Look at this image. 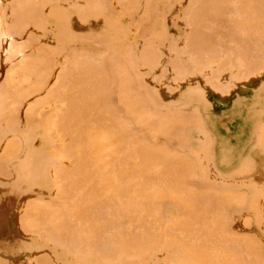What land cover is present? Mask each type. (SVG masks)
Segmentation results:
<instances>
[{
	"label": "bare ground",
	"instance_id": "1",
	"mask_svg": "<svg viewBox=\"0 0 264 264\" xmlns=\"http://www.w3.org/2000/svg\"><path fill=\"white\" fill-rule=\"evenodd\" d=\"M136 1L0 0V127L7 134L19 122L22 130V135L15 130L19 140L9 134L3 144L12 146L1 147L0 159L6 161L8 154L14 159L25 139L32 140L24 172L41 192L37 200L24 201L17 223L29 235L30 249L24 251L48 249L24 256V264H264V175L239 183L233 178L252 171V156L239 158L242 145L254 141L251 147L264 151V84L254 85L261 107L240 115L245 120L239 119L240 145L220 142L236 146L234 152L219 149L217 141L214 159V151L203 144L207 140L197 137L207 149L183 155L161 139L159 144L149 140L171 139L185 123L203 126L191 112H153L164 92L182 88L187 100L203 102L201 83L215 89L219 80L230 82L229 73L234 80L228 86L263 76L264 0H142L139 6ZM115 12L124 20L113 18ZM83 35L96 46L122 48L131 39L145 44L125 52L128 62L125 53L109 56L96 46H75L82 52L93 49L97 65L74 45L68 53L58 45ZM229 67L233 72L224 74ZM163 70L175 77L165 78ZM238 122L232 125L236 129ZM259 150L253 151L264 155ZM233 157L241 160L235 173L222 175L234 181L218 178L217 169L211 175L209 168L216 165L210 162L226 167L238 160ZM5 171L0 173L8 178ZM244 185L246 194L238 191L244 201L238 192L232 196Z\"/></svg>",
	"mask_w": 264,
	"mask_h": 264
},
{
	"label": "rangeland",
	"instance_id": "2",
	"mask_svg": "<svg viewBox=\"0 0 264 264\" xmlns=\"http://www.w3.org/2000/svg\"><path fill=\"white\" fill-rule=\"evenodd\" d=\"M137 3H135L134 2V4H136V5H140L141 3H142V0H137L136 1ZM138 5V6H139ZM254 5H256L255 3H254ZM113 18H116V19H120L121 21L122 20H124L121 16H120V12H115L114 14H113ZM137 27V26H136ZM138 28V27H137ZM140 32V31H139ZM9 39H11V38H9ZM8 39V40H9ZM12 40V39H11ZM93 41V39H89V36H87V35H83V36H81L79 39L78 38H76V39H73L72 41H71V43L70 42H68V41H59V43H58V45L60 46V47H62V48H64L63 50H61L62 52H66V53H68L69 51H70V49H69V46L70 45H74V48H76V47H84V46H86V44L87 45H89V46H91V47H95L96 45H93L91 42ZM134 41H136L135 39H131V44H128V43H124L123 44V47L122 48H120V47H118V43H114L113 45H111V46H108V45H106V44H104L103 43V45L102 46H96V48L97 49H103L104 50V52L107 54V55H109V56H111V55H120V54H123V53H125V52H129V53H133L135 50H136V48H137V46H139V45H142V46H144V44L145 43H143V44H136V43H134ZM62 42V43H61ZM177 43V42H176ZM126 44V45H125ZM163 44H167V45H169L170 43H163ZM66 45V46H65ZM171 45V44H170ZM76 46V47H75ZM136 47V48H135ZM85 48V47H84ZM175 48H177V52H175V54L176 55H179V53L182 51L181 49V46L178 44ZM77 49V48H76ZM117 51H116V50ZM78 50V49H77ZM113 50H115V51H113ZM29 52L31 51V50H28ZM122 52V53H121ZM179 52V53H178ZM77 53L78 54H80V55H83V54H86L87 56H91V58H92V62L95 64H97V62H98V64H99V61L98 60H96L95 58H96V54H95V51L93 50V49H91V48H89V49H86L84 52H82V51H77ZM125 55H126V57H127V61L126 62H128V56H127V54L125 53ZM84 56V55H83ZM180 56V55H179ZM121 57H119V59H120ZM122 59V58H121ZM166 61H168L167 59H163L162 60V62H166ZM264 61V60H263ZM12 63H13V61H12ZM97 64V65H98ZM166 68H169V66H167ZM164 71V70H163ZM231 70H230V67H229V69H226L225 70V73L224 74H226L227 75V72L229 73ZM166 72V73H165ZM233 71H231V73H232ZM160 73H162L163 74V76H165V78H174L175 77V75L172 73V71L170 72V71H164V72H160ZM173 75V76H172ZM232 74H230L229 73V75H227L228 77L227 78H229V80H230V82L228 81H224V80H219V81H217V82H215L216 81V79L218 78L217 76L215 77L214 76V79L212 78L211 79V81L212 82H215V89L213 88V87H207V84H205L206 86H204V83L202 84L201 83V86H203L202 88H203V91L201 90V88H200V90L203 92V98L201 99V100H203V102H199V101H191V100H187V94L186 95H184V93H185V91H183V89L182 88H180L175 94H167L166 92H164L165 94H163L162 95V102H164L165 104H162V102L160 103V105L162 104V106H160V105H156V107H152V111H153V109L155 110L156 108H159L160 110L161 109H163L164 111H166L167 113L168 112H172V114H175V113H182V114H187L186 116H188V115H191L189 112H191L192 114H194L193 116H194V118H195V123H196V125L198 124V123H200V122H202L203 121V123H202V125L203 126H201L200 124V126L199 125H197V126H195V128H194V125H192V124H190V125H192L191 127H189L190 125L188 124V128L187 127H184L185 125H186V123L184 124V126L182 127V126H178V128H176V130H173V132H172V136H171V132H170V135H168V137H170L171 139H168V140H164V138H166V136H156L155 138L154 137H151L150 136V138H149V140L152 142V140H154V143L156 142V143H163L164 145H165V147L167 146V148H169L170 150H171V148H172V150H173V148H174V150L173 151H177V154L179 153H183V155H193V154H195V153H192V152H194V151H196L197 149H198V147H199V149L201 148V150H202V148L203 147H205V146H208V149H207V147H205V148H203V149H205L206 151H210L211 149V151H214L213 153H214V155H213V157L212 158H214V159H217L218 157H217V154L219 153V150H218V152H217V144H218V142H219V144H221L222 143V141H225V142H227L228 144L227 145H231V143L233 142L234 144L236 143V142H240L241 141V138H240V133H242V124H240V118H242V114L243 113H245L246 112V110H250L251 112H253L254 110H256V109H258V108H260L261 107V104H260V102L261 101H259V99H260V97H261V93L259 92L260 90L258 89V88H255L254 87V85L256 84V82H258L257 84H264V74H263V76H259V77H255L254 79H253V77L250 79L249 77H248V80H245L246 78H242V80H239V81H236V79H235V81H236V83L235 84H233L234 83V81H233V83H232V85L230 84L229 86L227 85V84H229V83H231V81L232 80H234V79H232L231 80V78L229 77V76H231ZM171 76V77H170ZM178 76H180V75H178ZM225 76V75H224ZM236 77H238V75L236 76ZM216 78V79H215ZM215 80V81H214ZM238 80V79H237ZM207 81V80H206ZM206 81H205V83H206ZM224 81V82H223ZM241 81V82H240ZM197 82V81H196ZM208 82H210V81H208ZM212 82H210V83H208V84H211ZM221 84H220V83ZM226 82V83H225ZM194 84H197V83H195L194 82ZM222 84H223V86H222ZM233 85H235L234 87H233ZM195 86V85H194ZM256 86V85H255ZM225 89V90H224ZM224 90V91H223ZM198 91V90H197ZM197 91H195V92H197ZM201 91H200V93H201ZM227 94H226V93ZM199 93V92H198ZM224 93V94H223ZM202 94V93H201ZM142 96L141 97H143L144 95L143 94H141ZM148 95V94H147ZM148 97L151 99V100H153V96H151V95H148ZM146 98V97H145ZM180 99L183 101V103H180ZM184 99V100H183ZM170 100H172V101H170ZM174 100H177V101H174ZM196 100H198V99H196ZM188 102H190L189 104H188ZM158 106V107H157ZM165 106V107H164ZM263 110H264V106H263ZM156 111H158V109L157 110H155V112ZM154 112V111H153ZM238 113H240V114H238ZM181 114V115H182ZM234 114H237V115H234ZM234 115V116H233ZM240 115H242V116H240ZM192 116V117H193ZM207 116H209V117H207ZM236 116H237V118H236ZM245 116V115H244ZM244 116H243V118H244ZM1 117H2V115H1ZM208 118H211V122H210V120H208L207 121V123H206V120L208 119ZM243 118H242V121H245V120H243ZM17 120L19 119V118H16ZM16 119H14V120H16ZM233 119V120H232ZM238 119V120H237ZM3 120H4V118H3ZM3 120H1V121H3ZM17 120H16V122H17ZM20 120V119H19ZM18 120V121H19ZM197 120H199V121H197ZM202 120V121H201ZM238 122V124H239V126H238V128L236 129L235 128V126H232L233 124L234 125H236V122ZM241 121V122H242ZM209 122V123H208ZM14 123H15V121H14ZM13 123V124H14ZM184 123V122H183ZM1 124L3 125V122L1 123L0 122V126H1ZM8 124V123H7ZM20 124H21V129H24L25 127H24V123L20 120ZM237 124V125H238ZM9 125V124H8ZM15 125V124H14ZM171 125H176V124H171ZM178 125H179V123H178ZM182 125V124H181ZM187 126V125H186ZM4 127V126H3ZM3 127H0V129L2 128L3 129ZM10 127V126H9ZM11 127H12V125H11ZM177 127V126H176ZM180 127H182L183 129H180ZM203 127V128H202ZM229 127H231V128H229ZM237 127V126H236ZM20 126H19V122H18V128H16V129H11V128H9V130L11 131V132H13L14 134L16 133L15 132V130L18 132V131H20ZM186 128V129H185ZM0 130L1 131V133H3V134H5L6 133V131H3V130ZM19 129V130H18ZM173 129H175V128H173ZM236 129V130H235ZM5 130H6V128H5ZM172 130V129H171ZM180 130H183V132H181ZM237 130H238V133H236V134H234L232 131H236L237 132ZM3 131V132H2ZM11 132L10 133H7V134H5V135H2L3 136V138L0 140V149H1V147L2 146H5L3 143H5L6 141L5 140H7V138H9V134H10V136H11ZM12 133V134H13ZM18 134H21L22 135V130L20 131V132H18ZM17 133H16V135L15 136H17L18 135ZM180 136V138H179V136ZM189 135H192V136H190L192 139H187L188 137H189ZM224 135V136H223ZM15 136H13L14 138H15ZM20 136V135H19ZM182 136V137H181ZM183 136H185V137H183ZM189 137V138H190ZM197 137L198 138H203L206 142H204L202 139H200V141L199 140H197ZM233 137L235 138V139H233ZM12 138V137H11ZM10 138V140H12ZM13 138V139H14ZM18 140H19V137L17 136L16 137ZM195 138V140H193ZM25 139V138H24ZM152 139V140H151ZM157 139H158V141H160L159 139H161V142H157ZM184 139V140H183ZM10 140H9V142H10ZM23 140V137L21 138V140L19 141V143H23L24 141H22ZM156 140V141H155ZM163 140V141H162ZM171 140V141H170ZM190 140H191V143H189L190 142ZM220 140V141H219ZM199 141V142H198ZM202 141L204 142L203 144H207V145H205V146H203V145H201L202 144ZM218 141V142H217ZM12 142V141H11ZM14 142V141H13ZM15 142H16V140H15ZM18 142V141H17ZM201 142V143H200ZM221 142V143H220ZM31 143V144H30ZM241 143V142H240ZM9 144V143H8ZM7 144V145H8ZM18 143H16V145H17ZM20 144V145H21ZM163 144H162V146H163ZM188 144V145H187ZM226 143H224V145H225ZM237 144H239V143H236L235 145L237 146ZM248 144V143H247ZM247 144H245L244 146L242 145V148H241V153L240 154H238L239 155V158H242V157H244L246 154H249L250 156H252V160H253V166L251 167V165H252V162L250 163V162H248V163H250V164H248V166H249V168L251 167L252 168V171H249L247 174H244V175H241V174H239L238 175V172H237V175L239 176H235V175H233L234 177V179H236V181L235 182H238L237 180H241L242 178H244V177H252V178H254V177H256V175L258 176V175H260V174H262V175H264V169L262 170L261 168H262V166H263V168H264V155L263 154H261L260 152H262L263 150V148H258V150L260 151L259 153L260 154H256V152L258 151V150H256L257 149V147L256 146H253L254 147V149L251 147L252 146V144H254V141H250V143H249V145H248V147H247ZM258 144V143H257ZM6 145V146H7ZM13 145H15V144H13ZM24 145H26L27 146V148L24 146ZM151 145V144H150ZM153 145V144H152ZM161 145V144H160ZM171 146V148H170V146ZM197 145H200V146H202V147H200V146H197ZM223 144H221V145H219L218 147H219V149H220V147H223L222 146ZM233 145V144H232ZM234 145V146H235ZM240 145V144H239ZM11 147L12 146V144L10 145H8V147ZM21 146H23V148H21V147H19L20 149H18V151L19 152H21V153H19L20 155L18 156V154L16 155V154H14V156L16 155V157H14V159L13 158H10L9 157V154H8V158L9 159H6V161H3L2 159H0V172L1 171H7V173L9 174V175H7V173H6V175L7 176H9L8 178L5 176V177H2L3 175H2V173L4 174V172H2V173H0V258H3L1 261H0V264L1 263H5V260L4 259H7L6 260V263L5 264H9L10 262V264H17V263H20V264H24V261H25V258H24V256H28V257H31V256H35V255H38V254H41L42 252L44 253H47V250L46 249H44V248H42V249H37L36 248V246L34 247V248H36L37 250L36 251H33V250H31V252H26L27 250H29L30 248L28 247V245H29V243H27L28 242V240L27 239H25V237L26 238H28L27 236H29V235H27L26 233L24 234V232H23V230H22V232H23V234H22V232L18 229L19 227L18 226H20V225H18L19 224V218L17 219V217H19V215H20V213L22 212L21 211V209L23 210V203H24V201L25 200H29V199H32L33 197H35V200H37L36 199V197H37V195H39L40 196V190L38 189V186L36 187V185L34 184V186L31 184L33 181H31V182H27L28 180L26 179V174H25V172H24V169L25 168H27V166H28V156H27V153H28V149H31L32 148V146H33V142H32V140L31 139H25V144L23 143V145H21ZM236 146L235 147H233L232 146V148H231V146H229L230 148H231V151H230V153L233 151L234 152V149L233 148H236ZM17 147V146H16ZM17 147V148H18ZM31 147V148H30ZM214 149H213V148ZM228 147V148H229ZM250 147V149H248ZM5 148V147H4ZM166 148V149H167ZM176 148V149H175ZM224 149H228V148H226V147H223ZM239 148V151L238 152H240V147H238ZM237 148V149H238ZM256 148V149H255ZM12 149V148H11ZM24 149H27L26 151L24 150ZM194 149V150H193ZM247 149H248V152L249 153H247ZM3 150V149H2ZM10 150V149H9ZM168 150V149H167ZM169 150V151H170ZM223 149H221L220 150V152L222 151ZM252 150V152H250V151ZM253 150H255V151H253ZM14 151H15V147H14ZM200 150H197V152H199ZM224 151V150H223ZM236 151V150H235ZM2 152H4V150L2 151ZM9 152V151H8ZM11 152V151H10ZM4 153H6V152H4ZM15 153H16V151H15ZM25 153V155H23L24 157H23V160H21L22 159V154H24ZM251 153V154H250ZM262 153H264V151L262 152ZM7 154V153H6ZM11 154H12V152H11ZM210 154V153H209ZM2 155H4V154H2ZM13 155V154H12ZM249 155H246V158L248 157H250ZM18 156V157H17ZM261 156V157H260ZM263 156V157H262ZM4 158V157H3ZM7 158V157H6ZM17 158L19 159V160H17ZM233 158H236V157H233ZM239 158H236V159H238V160H233V161H231L229 164L227 163V165H226V167H224V166H222V162H221V165L220 166H218V162H213L212 161V163L210 162V165H209V163H207L206 162V164H208L210 167H211V164H213V163H215V165H216V168L214 167H212V168H209V169H211V170H209L210 171V173H212L211 175H213V172H211L212 171V169H217L221 174H219V172H217L216 174H215V172H214V175H222V174H224L225 176H227V173L228 174H230L229 172H234L235 173V171H233V169H236L238 166H239V161H241V160H239ZM245 158V160H247ZM229 160H231V157H229L228 158ZM243 159V158H242ZM249 159H251V157L249 158ZM248 159V161H250ZM19 161V163L17 164V162ZM237 162V163H236ZM3 163H4V165H3ZM230 164H232L231 166H230ZM214 165V164H213ZM205 166L206 165H204V167H201V168H205ZM230 166V167H229ZM14 167V168H13ZM200 167V166H199ZM207 167V166H206ZM222 167H223V169H222ZM229 167V168H228ZM200 168V169H201ZM221 168V169H220ZM250 168V169H251ZM4 169V170H3ZM14 169V170H13ZM220 169V170H219ZM16 170H17V173H18V176H17V174H15L16 173ZM228 170V171H227ZM5 171V172H6ZM263 171V172H262ZM256 174V175H255ZM12 175V176H11ZM213 175V176H214ZM224 175H222V176H219L218 178H222L221 180H223V179H227V181L228 180H232L233 178H231L230 177V175H229V178L230 179H228V177H225ZM232 175V174H231ZM15 177V178H14ZM18 177V178H17ZM216 177V176H215ZM234 179H233V181H234ZM219 182H220V180H218ZM225 181V180H224ZM223 182V181H222ZM240 182V181H239ZM238 182V183H239ZM247 182V181H246ZM246 182H244V183H246ZM250 182V181H249ZM21 183V184H20ZM225 183H226V181H225ZM243 183V182H242ZM242 183H240L241 185H243ZM250 183H252V182H250ZM257 184V182H254L253 183V185H256ZM263 184H264V182H262ZM261 184V183H260ZM27 185H31V186H33V187H28ZM235 186H239V184H235ZM27 187V188H26ZM31 188V189H30ZM236 188V187H235ZM238 188V187H237ZM236 188V191H235V195H233L234 193H231L232 191H234L233 189H232V191H230V193L232 194V196H237V195H239V197L240 196H242V199L244 198L243 197V195H240V192H238V191H242L241 193H243L246 189H248L247 187H246V185H244L243 186V189H241L242 187H239V189H237ZM245 189V190H244ZM244 190V191H243ZM236 192H238L239 194H237L236 195ZM245 194H246V192H244ZM230 194V195H231ZM245 194H244V196H245ZM239 197H238V200H239ZM237 198V197H236ZM236 198H232V200L233 199H235L236 200ZM241 198V197H240ZM241 199V200H242ZM247 199V198H246ZM246 199H245V201H246ZM248 199H249V195H248ZM248 199H247V201H248ZM35 200H33V201H35ZM238 200H236L237 202H238ZM243 201H244V199H243ZM246 201V202H247ZM246 202H244V203H246ZM241 203V202H240ZM239 205H242V204H238L237 206H234L233 207V209H235V207H238ZM240 207V206H239ZM242 207V206H241ZM25 208V207H24ZM243 208L244 207H242V209H240L241 211L243 210ZM239 209V208H238ZM238 209H235V210H238ZM235 210H233V211H235ZM240 211V213L239 212H237L238 213V216L240 215V214H242V212ZM233 215H232V217L233 218H237L238 216H235L234 217V212H231ZM236 213V214H237ZM19 214V215H18ZM235 214V215H236ZM17 221H19L18 223H17ZM23 228V227H22ZM21 228V229H22ZM25 230H26V228H25ZM247 231H251V229H248ZM27 232H29L30 233V230L28 229L27 230ZM28 233V234H29ZM31 235V234H30ZM32 235H35V234H32ZM31 235V237H32V239H34V237ZM24 237V238H23ZM30 237V238H31ZM29 239V238H28ZM32 239H30V240H32ZM23 240V241H22ZM25 241H27V242H25ZM34 241V240H33ZM30 242L31 244H34L35 243V241L34 242ZM41 243L43 244L44 242H42L41 241ZM23 244V245H22ZM28 244V245H27ZM35 245V244H34ZM34 245H31V246H34ZM25 246H27L29 249H25L26 251H24V248H25ZM30 246V245H29ZM26 247V248H27ZM43 247V246H42ZM32 249H33V247H32ZM18 250H20V251H18ZM35 250V249H34ZM23 251V252H22ZM33 253V254H32ZM42 253V254H43ZM5 254V255H4ZM23 254V255H22ZM8 256V257H7ZM27 257V258H28ZM32 258V257H31ZM31 258H29V259H31ZM4 260V261H3ZM8 260H10V262L8 261ZM28 260V259H27ZM26 260V261H27ZM3 261V262H2ZM7 261H8V263H7ZM20 261H22V263L20 262ZM29 261V260H28Z\"/></svg>",
	"mask_w": 264,
	"mask_h": 264
}]
</instances>
